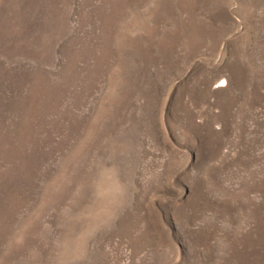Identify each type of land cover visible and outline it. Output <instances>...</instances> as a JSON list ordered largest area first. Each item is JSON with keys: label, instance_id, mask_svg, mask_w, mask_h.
I'll return each mask as SVG.
<instances>
[{"label": "rangeland", "instance_id": "rangeland-1", "mask_svg": "<svg viewBox=\"0 0 264 264\" xmlns=\"http://www.w3.org/2000/svg\"><path fill=\"white\" fill-rule=\"evenodd\" d=\"M0 264H264V0H0Z\"/></svg>", "mask_w": 264, "mask_h": 264}]
</instances>
